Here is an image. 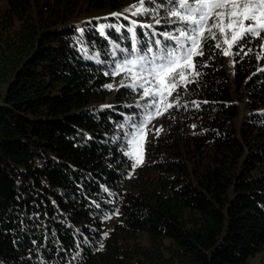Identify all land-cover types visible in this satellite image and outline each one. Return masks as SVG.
Here are the masks:
<instances>
[{"label": "trees", "instance_id": "1", "mask_svg": "<svg viewBox=\"0 0 264 264\" xmlns=\"http://www.w3.org/2000/svg\"><path fill=\"white\" fill-rule=\"evenodd\" d=\"M125 3L0 0V264H247L264 251V27L234 41L229 77L215 36L248 5H227L240 11L204 31L195 76L129 177L134 95L106 84L123 51L178 46L162 34L174 24L81 16Z\"/></svg>", "mask_w": 264, "mask_h": 264}, {"label": "rangeland", "instance_id": "2", "mask_svg": "<svg viewBox=\"0 0 264 264\" xmlns=\"http://www.w3.org/2000/svg\"><path fill=\"white\" fill-rule=\"evenodd\" d=\"M144 1L126 0L125 5L120 9L121 12L105 10L100 13H81V16L86 18H91L92 14L95 17L101 14H124L133 21L147 22L149 26L153 27L157 24H168L169 26L174 24L173 31L167 35L178 38L188 48V54L174 62L172 67L166 65L154 69L149 64L150 56L145 53L138 54V52L123 51V58L115 61L114 72L107 82L106 88L112 93L118 92L120 88L124 87L132 91L134 96L130 100L138 116L131 123V129L127 133L126 154L132 164L129 177L132 176L138 166L148 161L145 153L146 144L165 130L168 109L175 102L177 86L192 80L195 76L192 56L198 48L204 33L212 27L215 28L214 25L219 21V18L228 15L233 10L235 12L240 11L236 5L230 7L227 5L235 2L248 5L246 12L243 9L245 14L240 20L241 26L233 28L230 23H227L220 30L222 33L215 36L217 45L223 54L224 67L229 77H231L233 71L232 45L234 41L243 30H255L264 27V0H192V2L177 0L179 3L177 9L174 10L168 6V9L164 7V9H157L156 11H154L155 8L144 5ZM198 3L202 6L198 7ZM250 6L252 8H249ZM196 9L199 10L200 14L196 13ZM142 16L145 18H142ZM179 25H184L188 29L179 31ZM261 54H264V47ZM112 93L107 94L103 104L114 100L112 99ZM235 98L240 104L241 113L244 112V94H235ZM116 221V215L108 218L105 221L104 228L106 230L110 229ZM247 264H264V251L250 258Z\"/></svg>", "mask_w": 264, "mask_h": 264}]
</instances>
